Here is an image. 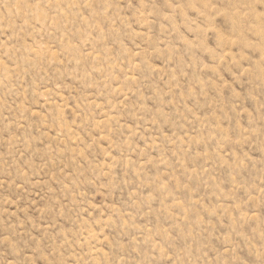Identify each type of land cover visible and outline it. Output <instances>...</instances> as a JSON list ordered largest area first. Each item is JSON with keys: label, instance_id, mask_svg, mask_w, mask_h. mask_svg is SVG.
<instances>
[{"label": "rangeland", "instance_id": "374dc122", "mask_svg": "<svg viewBox=\"0 0 264 264\" xmlns=\"http://www.w3.org/2000/svg\"><path fill=\"white\" fill-rule=\"evenodd\" d=\"M0 264H264V0H0Z\"/></svg>", "mask_w": 264, "mask_h": 264}]
</instances>
